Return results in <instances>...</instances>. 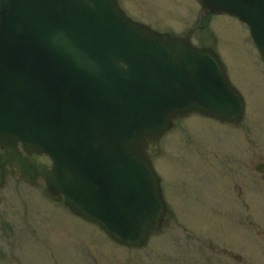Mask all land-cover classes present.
<instances>
[{
    "label": "water",
    "instance_id": "1",
    "mask_svg": "<svg viewBox=\"0 0 264 264\" xmlns=\"http://www.w3.org/2000/svg\"><path fill=\"white\" fill-rule=\"evenodd\" d=\"M195 1L201 17L245 23L264 58V0ZM197 25L159 34L117 0H0V186L6 165L30 185L39 176L47 198L144 246L166 212L151 165L160 138L192 113L230 125L244 113L215 52L191 45Z\"/></svg>",
    "mask_w": 264,
    "mask_h": 264
},
{
    "label": "rangeland",
    "instance_id": "2",
    "mask_svg": "<svg viewBox=\"0 0 264 264\" xmlns=\"http://www.w3.org/2000/svg\"><path fill=\"white\" fill-rule=\"evenodd\" d=\"M139 2L144 10L128 5L127 13L133 19L176 35L189 30L200 13L194 0ZM195 38V45L214 46L229 81L246 103L245 118L238 129L197 115L182 119L176 129L180 133L185 128L194 141L225 149V159L235 158L238 172L233 177V162L227 164L223 158L224 165L219 166V203L214 181L202 187L207 199L200 206L175 195L170 181L182 177L177 164L185 161L188 153L183 137L175 130L161 141L163 155L152 160L164 181L173 217L166 219L160 235L150 237L143 249L114 244L96 226L47 200L41 179L31 187L6 173L0 187V264H218L215 253L200 247L190 230L208 244L219 245V251L232 249L241 256L242 264H264V182L253 171L255 163L264 162V63L248 27L236 18L213 15L206 30ZM37 161L47 164L43 157ZM246 168L251 169L250 174ZM194 179L188 174L182 180L190 186L196 185ZM239 195H245L249 208L240 205ZM218 206L219 217L213 210ZM241 263L227 260L219 252V264Z\"/></svg>",
    "mask_w": 264,
    "mask_h": 264
},
{
    "label": "flooded vegetation",
    "instance_id": "3",
    "mask_svg": "<svg viewBox=\"0 0 264 264\" xmlns=\"http://www.w3.org/2000/svg\"><path fill=\"white\" fill-rule=\"evenodd\" d=\"M190 145L193 146L191 142ZM223 158L224 155H222V153L219 152V148L215 150L213 149L207 150L203 147H196V146L189 148L185 163H183V165L185 168L186 175L189 174L192 179L195 178L194 183H196V185L187 186L185 181L179 182L176 185L173 184L175 186V195L179 196L180 198L181 197L186 198V200L189 201L191 205H194L192 203L193 201H195L200 206L202 205V202H204L205 199H207V197L203 196L202 194V187L207 182L212 183L214 181L215 189L217 191V195L215 197L219 203V166L222 167L224 165ZM225 160L227 161V164L228 162L234 163L233 157L230 159L227 157ZM195 167H197L198 169ZM193 169H196V173H193ZM212 169H214L215 171H212ZM231 172L232 173L230 174L233 177L237 173V168L235 167L234 169H232ZM262 179L264 180V175H262ZM163 192H165L164 188H163ZM213 210L215 211L214 212L215 215L219 217V206L217 207V209H213ZM200 213H202V211ZM168 216L173 217V213L171 210H169ZM190 234L194 236V240L199 243L200 247H205L206 249H210V251H214L216 253L217 263L219 264V245L214 247L213 244L210 243L208 244L207 239H204L202 237H196L198 235H195L191 230H190ZM222 253L225 256H227L226 258L228 259L229 258L233 259L235 256L232 253L225 250H223ZM202 254L203 251L200 253V256Z\"/></svg>",
    "mask_w": 264,
    "mask_h": 264
}]
</instances>
